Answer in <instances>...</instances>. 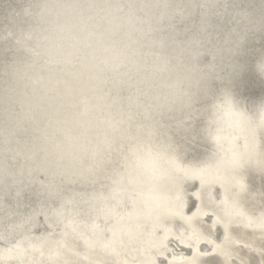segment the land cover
<instances>
[{
	"label": "snow or ice",
	"instance_id": "snow-or-ice-1",
	"mask_svg": "<svg viewBox=\"0 0 264 264\" xmlns=\"http://www.w3.org/2000/svg\"><path fill=\"white\" fill-rule=\"evenodd\" d=\"M223 6L227 9L228 3ZM42 7L35 3L24 10L33 21L29 37ZM175 7L179 12L174 16L157 21L165 24L167 31L150 37L152 55L173 74L159 97L144 102L143 111L128 117L127 127L122 126L124 121L112 124L113 132L120 125L118 135L106 136L102 143L79 152L64 140L51 147L30 141L23 162L15 156L6 157L0 165V191L5 200L10 195L14 202L8 203L11 210L5 209L0 221V242L4 244L0 264H157L156 257L174 264L177 254L169 247L172 240L192 250L190 257H179L182 264H211L212 257H219V264H249L239 258L243 249L258 254L264 264V227L255 223L264 217V190L249 189L240 197L237 219L229 223L223 215L228 197L224 185L206 181L192 165L174 174L168 185L179 212L146 220L149 209L142 194L145 182L154 180L158 171L147 150L176 152L182 139L194 134L214 136L216 129L208 120L212 103L201 106L198 98L208 96L209 81L222 78L218 70L246 38L244 30L217 31L207 12L193 15V8L217 7L215 0L212 4L193 0ZM242 14L247 16V12ZM15 45L24 58L38 55L25 39L16 36ZM205 55L211 59L202 63ZM229 67L235 70L236 66ZM198 120L204 123L197 130ZM259 139L264 150V133ZM190 180L200 182L195 194L199 206L189 207L185 199V185ZM29 192L37 198L41 211L20 214L16 209ZM39 216L44 218L45 235L33 236ZM130 224L134 227H126ZM149 232L167 241L158 252L137 247L140 235Z\"/></svg>",
	"mask_w": 264,
	"mask_h": 264
},
{
	"label": "water",
	"instance_id": "water-1",
	"mask_svg": "<svg viewBox=\"0 0 264 264\" xmlns=\"http://www.w3.org/2000/svg\"><path fill=\"white\" fill-rule=\"evenodd\" d=\"M199 2L212 4L214 0ZM215 2V8H193V15L207 12L213 16L217 31L244 30L246 38L241 51L218 70L222 78L211 79L208 96L199 97L198 102L207 106L222 88H228L254 114L255 106L261 102L258 96L264 94V77L256 70V62L264 56V0ZM224 2L228 3L227 9ZM35 3L43 7L29 37L33 21L24 10ZM192 3L193 0H0V165L6 157L15 156L23 162L30 141L51 147L53 142L64 140L79 152L102 143L106 136L118 135L120 125L116 132L111 125L124 121L122 126L127 127L128 117L143 111L144 102L159 97L173 74L156 61L150 49V37L167 31L165 24L157 23L158 19L174 16L179 12L177 4L183 7ZM243 12H247L246 17ZM9 32L12 37L7 36ZM16 36L25 39L38 55L24 58L16 48ZM210 59L205 55L201 62ZM229 65L236 66L235 70ZM118 89H122L120 94ZM203 123L198 120L195 128L200 129ZM180 145L183 162L191 165L201 163L210 147L196 134L180 140ZM248 183L252 191L264 190V176L251 170ZM199 190L198 180L185 185L189 207L199 206L195 195ZM8 203L14 204L10 195L5 200L0 191V221L4 210L9 209ZM16 210L30 215L41 208L29 192ZM37 220L32 235L43 236L44 218L39 216ZM221 236L222 229L218 230L217 240ZM3 247L0 242V250ZM137 247L143 251L147 245L138 241ZM169 247L178 260L180 255H192L191 249L174 240ZM239 258L249 264H260L261 259L248 249L241 250ZM210 259L211 264H219V257ZM160 264L166 261L160 258Z\"/></svg>",
	"mask_w": 264,
	"mask_h": 264
},
{
	"label": "clouds",
	"instance_id": "clouds-1",
	"mask_svg": "<svg viewBox=\"0 0 264 264\" xmlns=\"http://www.w3.org/2000/svg\"><path fill=\"white\" fill-rule=\"evenodd\" d=\"M245 40L232 56L241 51ZM264 56L256 62L257 72L264 77ZM210 106V117L216 132L212 138L202 137L209 147L205 159L195 165L206 181L223 184L228 197L223 205V215L229 223L236 220V209L239 207V199L251 189L248 183V172L251 170L258 176L264 175V150L261 149L259 136L264 133V101L259 102L254 109V114L238 101L233 92L228 88H222ZM206 120V124L208 123ZM155 167L157 176L154 180L146 181V190L142 194V202L149 209L147 221L160 217H166L171 212H179L176 201L173 200L169 184L173 175L181 173L192 166L183 162L181 148L176 152L158 151L149 148L147 150ZM255 223L264 227V217L257 218ZM143 239H140V237ZM139 242L146 244V250L158 252L166 240L157 238L155 232L143 233ZM163 257H156L158 260ZM174 264H182L178 259Z\"/></svg>",
	"mask_w": 264,
	"mask_h": 264
},
{
	"label": "bare ground",
	"instance_id": "bare-ground-1",
	"mask_svg": "<svg viewBox=\"0 0 264 264\" xmlns=\"http://www.w3.org/2000/svg\"><path fill=\"white\" fill-rule=\"evenodd\" d=\"M258 98L260 99V101H264V99H261V98H264V94H261L260 96H258ZM180 256H182V255H180Z\"/></svg>",
	"mask_w": 264,
	"mask_h": 264
}]
</instances>
